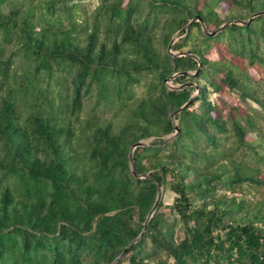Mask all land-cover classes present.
<instances>
[{"label":"trees","instance_id":"1","mask_svg":"<svg viewBox=\"0 0 264 264\" xmlns=\"http://www.w3.org/2000/svg\"><path fill=\"white\" fill-rule=\"evenodd\" d=\"M67 1L44 7L56 14ZM7 2L0 264H264V129L230 92L264 108V79L250 72L264 62V0H100L81 23L64 8L68 24L36 22L31 9L7 15ZM234 20L244 24L214 34ZM176 34L186 36L171 46ZM6 43L25 59L24 89ZM174 74L196 86L169 88ZM165 186L174 202L154 210ZM250 189L261 198L247 199Z\"/></svg>","mask_w":264,"mask_h":264},{"label":"rangeland","instance_id":"2","mask_svg":"<svg viewBox=\"0 0 264 264\" xmlns=\"http://www.w3.org/2000/svg\"><path fill=\"white\" fill-rule=\"evenodd\" d=\"M100 4V0H68L62 7L61 9H59L56 14H50V12L44 7L45 6V2L44 0H8V2L6 4H4L2 6V10L5 14H11L12 12H14V10L19 9L22 11H27L28 9H31L32 11H34L35 13V19L36 22L37 20H48L51 23L54 24H59L60 22H63L64 24H68L69 20H70V15L68 14V12L65 11L64 8L69 7L72 8V16L76 18V20L81 23L83 22L88 16H90L93 11L97 8V6ZM219 14H221L223 17L226 16V12L219 10L218 11ZM263 13H260L259 15H262ZM258 15H254L252 14L250 16V19L255 18ZM195 21H199V19L193 20ZM193 21H190V23L186 26V29H188L191 26V23ZM231 23H236V24H244L243 21H238V20H234L232 22L227 21L225 22V24L228 26ZM221 28V27H220ZM196 29V28H195ZM202 30L204 35H209L206 26L202 23ZM224 30V29H222ZM221 30V31H222ZM220 33V32H219ZM218 33V34H219ZM186 36V34H176L172 40L171 46L174 43H178L180 42V40L182 38H184ZM6 49H7V53L9 55H12L13 57V63H12V67L13 69H16L18 72L17 75V79L19 81L20 84V88L22 89L23 85H24V81H25V75L27 74V72L25 70H23V66L22 64L24 63V58L22 55H14V52L17 51V48L14 44H10V43H6ZM189 49V47L185 48L184 53L188 54L187 50ZM170 52L173 54H178L180 55L181 52L178 50H174V49H170ZM264 52V45H262V48L260 50V53ZM244 65H247V61L244 60L243 61ZM261 68V75L257 74V71L255 70L256 67ZM250 72L256 76L257 80L259 79H264V62L262 61H257L255 67H250ZM194 74V72L192 73ZM178 74H174L169 80L166 81L167 85L169 86V88L171 89H181L185 86H196V83L194 82H190V83H184L181 84L180 82H178L176 80V78L178 77ZM0 81H1V75H0ZM52 85L57 89V90H62L65 92L67 85V82H63L62 84H58L55 85L54 82L55 81H51ZM263 82V90H264V80H262ZM42 86H46V81H44V83H42ZM24 89V88H23ZM145 87L142 85H139L135 88V93L136 96H140L142 95V93L144 92ZM9 91V89L7 88H2L0 86V94H6ZM232 93V95L236 98V100H238L239 103H241L245 108H247L251 113H258L259 116V121H261V124L263 126L264 129V121L262 120V117L264 118V108L260 107L256 102H254L253 100H242V98H240V93L237 91H230ZM199 91L198 89H195L194 92V96L198 95ZM217 94H213V100H216ZM94 103V102H93ZM91 102H87L86 103V107H85V112H90L92 107L94 106V104ZM99 110V109H98ZM103 113L106 114V116H112L114 117L117 114L116 109H108V108H103ZM175 122V126L178 128V124L179 121L178 120H174ZM178 130L176 132H174L173 134L167 136L165 138V142H169L170 140H172L176 134H177ZM252 136H258L256 134H252ZM154 141H156V138H149L147 140H144L143 142L145 143L144 146H149L150 144L154 143ZM161 191V198H163L164 203L165 204H172L174 202V198H175V194L174 192H172L169 188V186H165V187H161L160 188ZM217 192L218 193H226L229 196H240L242 193H233L232 191H229L226 187L222 186V185H218L217 187ZM263 193V191H256L254 189H250V191H247V193L243 194L245 195V197L249 200H257L259 198H261V194ZM161 200V199H160ZM201 201H197V203H200ZM167 211V218L169 220V223L174 225L175 228V237L177 239H180L183 237L184 235V229H183V225L180 221H177V214L176 213H171L169 209H166Z\"/></svg>","mask_w":264,"mask_h":264},{"label":"water","instance_id":"3","mask_svg":"<svg viewBox=\"0 0 264 264\" xmlns=\"http://www.w3.org/2000/svg\"><path fill=\"white\" fill-rule=\"evenodd\" d=\"M225 26H226V24L222 25L221 28H220L218 31H216L214 34H216V33H218L219 31H221ZM184 54L186 55V53H181L180 55H184ZM200 66H201V63H200ZM199 70H200V69H199ZM189 103H190V102H188L187 104H185L181 109H183L184 107H186ZM181 109H180V110H181ZM144 145H145V143H144L143 141H140V142L137 144V146H144ZM160 199H161V191L159 190L158 199H157V202H156V204H155V206H154V210H155L156 207L158 206Z\"/></svg>","mask_w":264,"mask_h":264}]
</instances>
